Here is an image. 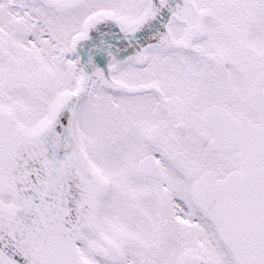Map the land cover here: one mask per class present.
<instances>
[{"label": "snow or ice", "instance_id": "snow-or-ice-1", "mask_svg": "<svg viewBox=\"0 0 264 264\" xmlns=\"http://www.w3.org/2000/svg\"><path fill=\"white\" fill-rule=\"evenodd\" d=\"M0 264H264V0H0Z\"/></svg>", "mask_w": 264, "mask_h": 264}]
</instances>
